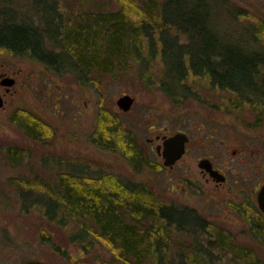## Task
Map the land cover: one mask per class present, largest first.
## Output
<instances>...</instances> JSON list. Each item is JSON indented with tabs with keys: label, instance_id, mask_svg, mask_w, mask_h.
I'll list each match as a JSON object with an SVG mask.
<instances>
[{
	"label": "rangeland",
	"instance_id": "obj_1",
	"mask_svg": "<svg viewBox=\"0 0 264 264\" xmlns=\"http://www.w3.org/2000/svg\"><path fill=\"white\" fill-rule=\"evenodd\" d=\"M56 1L75 23L85 13L120 10L138 21L147 17L145 6L150 1L161 6L168 0ZM199 1L207 8L205 13L214 33L264 51V0ZM51 6L52 2L44 0H0L1 12H15L18 21L36 22L35 14L39 10L48 12ZM160 64L155 61L150 78H146L148 74L138 78L134 70L116 77L93 75L92 82L82 84L71 72L56 75L32 59L0 50V73L6 72L16 81L9 93L0 88L4 101L0 108V264L30 260L47 264H126L121 260L123 255L98 236L73 241V237L83 235L70 218L66 219V226L57 224L61 211L55 216L56 221L46 218L44 202L49 195L45 191L58 188L61 176L69 173L92 177L107 187L115 181L131 186L144 184L155 198L144 204L192 211L208 221L209 229L221 231L234 248L207 249L206 264H264V245L250 232L246 221L228 207L227 196L211 187L204 191L178 183L177 176L185 170L164 166L156 153L162 143L157 140L159 136L171 137L179 131L190 133L195 140L211 137L216 147L227 144L230 151L240 149L239 141L248 144L251 152L264 147V105L253 103L238 110L229 105L234 94L210 92L203 82L197 81L189 82L194 96L179 98L182 102L173 100L160 88ZM123 95L135 100L128 112L117 104ZM18 110L44 123L47 141L28 137L12 122L11 117ZM102 120L120 121L122 130L136 138L138 151L147 161L145 165L139 168L132 164L127 144L117 142V148L106 149L95 142L103 136ZM104 133L105 139L114 137L107 128ZM116 138L122 141L121 136ZM221 149L224 153L225 148ZM200 155L202 151L195 147L187 158L193 163ZM25 193L29 202L23 206L21 194ZM203 229L192 225L191 233L171 235L170 260L178 263L180 258L192 259L199 246L206 250L208 243L216 241L213 234L203 235ZM235 247L251 253L245 257Z\"/></svg>",
	"mask_w": 264,
	"mask_h": 264
},
{
	"label": "trees",
	"instance_id": "obj_2",
	"mask_svg": "<svg viewBox=\"0 0 264 264\" xmlns=\"http://www.w3.org/2000/svg\"><path fill=\"white\" fill-rule=\"evenodd\" d=\"M44 1L52 2L51 9L45 13L39 10L35 14L36 22L18 21L15 12L0 10V50L32 59L56 75L71 72L82 84L92 82L93 75L116 77L134 70L138 78L147 74L150 76L146 78H150L155 61L159 60L160 88L173 100L194 96L189 82L197 81L203 82L210 92L234 94L229 105L238 110L253 103L264 105V51L247 48L214 33L205 13L207 8L199 0H168L161 6L150 1L145 6L147 17L138 21L120 10L85 13L75 23L56 0ZM11 120L28 137L47 141L46 126L30 113L18 110ZM101 127L114 137L105 139L103 131V136L95 141L100 147L115 149L117 142L127 144L126 152L132 164L139 168L146 164L136 138L122 130L119 120H102ZM116 136H121L122 141ZM115 183L107 187L92 177L64 174L58 188L45 191L49 195L44 202L45 216L56 221L55 216L61 211L57 224L66 226V219L70 218L81 230L83 236L73 237V241L98 236L120 252L126 264L130 261L132 264H206L207 249L234 248L229 238L221 231L209 229V222L199 219L192 211L146 205L155 200L146 185ZM28 197L21 194L23 206L29 202ZM192 225L204 227L203 235L213 234L216 241L208 243L206 250L199 246L197 252L193 251L195 256L187 258L188 262L180 258L174 263L168 257L173 244L171 235L191 233ZM258 237L264 245V226L259 227ZM235 248L249 256L250 251Z\"/></svg>",
	"mask_w": 264,
	"mask_h": 264
},
{
	"label": "flooded vegetation",
	"instance_id": "obj_3",
	"mask_svg": "<svg viewBox=\"0 0 264 264\" xmlns=\"http://www.w3.org/2000/svg\"><path fill=\"white\" fill-rule=\"evenodd\" d=\"M8 77H10L8 73H0V88H3L5 93H9L11 88L1 83ZM0 95L3 98V95ZM179 133L185 134L188 140L185 143L184 153L171 168L185 170L177 176L178 183L183 182L191 187L195 185L204 191L211 187L210 189L216 193L227 196L228 207L233 209L235 215L242 217L250 226V232L259 238V227L264 226V213L260 209L258 200L259 193L264 187V147H256L257 149L251 152L248 144L239 141L240 149L230 151L227 144L216 147L211 137H200L195 140L186 131H179L174 135ZM165 138L168 137L157 138L162 143L156 147V153L158 147L162 151ZM195 147L202 151V155L192 163L187 155ZM222 147L225 148L224 153ZM157 155L161 157L158 153ZM242 194L245 195L243 200Z\"/></svg>",
	"mask_w": 264,
	"mask_h": 264
},
{
	"label": "water",
	"instance_id": "obj_4",
	"mask_svg": "<svg viewBox=\"0 0 264 264\" xmlns=\"http://www.w3.org/2000/svg\"><path fill=\"white\" fill-rule=\"evenodd\" d=\"M15 79L12 77L5 78L2 81L3 86H7L9 89L15 85ZM134 98L130 95H123L121 96L118 101V107L124 111L128 112L131 110L132 106L134 105ZM4 105V101L2 96L0 95V108ZM188 138L185 134H176L174 136L165 138L163 141V145L157 148V153L162 157L163 164L166 167L172 168L177 160L180 159L182 154L185 150V143L187 142ZM259 206L262 212L264 213V187L262 188L261 192L259 193ZM23 264H47L40 260H30Z\"/></svg>",
	"mask_w": 264,
	"mask_h": 264
}]
</instances>
